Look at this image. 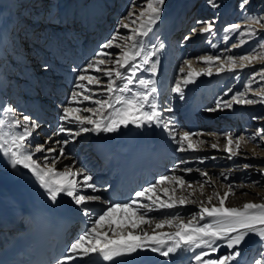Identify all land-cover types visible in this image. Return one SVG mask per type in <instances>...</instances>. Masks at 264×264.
<instances>
[{
	"label": "snow or ice",
	"instance_id": "obj_1",
	"mask_svg": "<svg viewBox=\"0 0 264 264\" xmlns=\"http://www.w3.org/2000/svg\"><path fill=\"white\" fill-rule=\"evenodd\" d=\"M206 3L213 10L221 7L220 0H206ZM248 3L249 0H240L239 8L246 10ZM164 4L165 0H145L139 6L138 13L129 11L118 21L119 27L115 34L99 45L100 50L93 54L94 58L86 61L83 68L74 70L77 74L74 76L71 94L63 102L59 115L61 123L53 133L54 136L63 134L67 138L52 141L49 137L44 143L33 145L30 137L33 130L39 127L33 117L25 114L19 118L13 108L0 107V111L11 113L10 118L0 119V158L7 157L12 169L20 167L31 173L51 202H57L61 194L70 197L76 211L86 218L91 219L95 211L89 207L90 204L101 202L106 205L91 219L90 226L70 243L66 255L57 260V264H68L77 258L92 255H98L104 261L115 264L117 258L139 251H151L164 257L188 252L191 253L189 264H239V258L243 254L241 246L249 238L255 237L259 249H264V202H246L242 207L226 206L229 196L234 195L238 187L232 183L227 185V191L222 195L214 191L207 196L206 202L200 200L199 210L187 219L177 214L156 218L149 213L196 204L197 200L191 198L196 191L193 183L183 175H161L158 180L135 191L126 200H104L101 195L83 194L82 190L85 188L92 189L93 192L99 191L92 182L93 177L86 170L68 166L65 170H59L56 167L66 155L65 147L70 140L89 132H117L121 127L127 128L129 125L137 128L153 125L162 127L175 142L178 152L200 151L204 145L209 144V141L200 138L202 133L176 131L171 119L164 120L163 114L171 112L172 109L161 107L155 80L159 65L156 57L164 45L161 43L157 46L148 41L154 28L162 21ZM215 24L214 18L197 20L191 35H186L183 39H192L197 34V27L200 35L212 34ZM120 29H126L128 34L121 36ZM261 29H264V17L250 16L243 31L237 23L226 27L224 40L229 39L228 33H237L240 39L233 47L242 46L257 37ZM256 43L259 48L264 49V40ZM211 46L216 47L215 44ZM197 59L206 67L195 71L192 69L193 61L185 60L184 65L189 69L187 73L185 74L184 66L179 68L181 76L176 79L171 91L181 99L184 96L183 89L194 83L199 76H212L214 72L220 74L225 71H242L258 59L264 60V53L228 55L223 59L218 55H203ZM47 67L44 65L45 70ZM145 73L148 75L144 76ZM257 76L264 81V68L254 72L245 84L244 91L234 92L229 99L217 100L215 107L207 108L206 111L231 110L234 105L264 104V86L258 90L252 88ZM249 93L255 98H250ZM252 119L264 120V116H253ZM65 125H74L75 130ZM220 138L217 136L216 141L210 143L212 149H220ZM223 139V151L227 159H257L255 153L249 156L243 146L253 143L255 147H260L264 144V127L257 128L248 136L226 132ZM52 143L57 147L51 146ZM36 153L43 155L42 161L34 159ZM52 153L58 154L52 156ZM209 158L216 159L214 156L203 157L200 158V163ZM187 163L181 160L176 167ZM239 167L244 170L257 168L258 174L264 179V166L248 163L234 166ZM180 171L189 174L194 170L183 167ZM195 171L205 178L195 182L199 184L200 194L203 196L205 185L211 182L209 173L201 169ZM220 175L228 180L226 174ZM250 183L252 186H262L260 180ZM188 189L192 191L187 196L177 195L178 191L183 193ZM160 193L165 198L162 199ZM214 198L217 203H213ZM166 226L176 230L158 231ZM149 228L152 229L151 232L147 230ZM127 236L136 238L125 239L122 243L115 242ZM221 248L227 250L225 254H219ZM257 255L259 258H253L251 264H264V251L258 250Z\"/></svg>",
	"mask_w": 264,
	"mask_h": 264
},
{
	"label": "bare ground",
	"instance_id": "obj_2",
	"mask_svg": "<svg viewBox=\"0 0 264 264\" xmlns=\"http://www.w3.org/2000/svg\"><path fill=\"white\" fill-rule=\"evenodd\" d=\"M83 1L0 0V107L13 108L19 118H22L25 114L34 118L39 127L33 130V135L30 137L33 145L42 144L49 137L52 138V141L67 138L63 134L60 136L53 135L61 123L59 120L60 109L72 90V84L64 79L62 73L66 71L64 72L65 76L73 78L77 72L74 71L72 55L57 39L58 35L63 33L66 35L64 39L69 37L71 41H75L74 37H77V34H73L76 29L80 30L81 35H83L85 29L84 27L81 28V22L84 21V16L89 10L95 19L91 24V27L94 28L93 38L95 40L92 48L95 52H98L100 50L99 45L115 34L116 29L119 27L118 21L129 11L138 13L139 6L145 3V0H88L85 4ZM202 2L203 0H165L162 21L154 28L148 41L157 46L161 43L164 45L163 49L159 51L158 57H156L159 60V65L155 76L159 89L158 100L161 107L172 109L171 112L163 114L164 120L171 119L176 131L202 133L203 135L200 138L209 141V144L204 145L200 151L178 152L171 136L162 127L155 125L143 128L129 125L127 128L121 127L119 131L113 133H84L76 137L75 140H70L65 147L66 155L56 165L59 170H65L66 166L84 169L93 177L92 182L99 191L93 192L92 189L85 188L82 190L83 194L101 195L106 200L105 192L107 188L103 185L108 183L107 180L100 181L102 182L100 183L101 187L97 186L96 181L101 179V176L102 178L106 177L109 171H107L108 167L103 166L99 159L101 156L111 158L113 155L118 156L119 152H126L133 155L136 163H154L160 171L156 175V180L161 175H183L186 180L193 183V188L196 190L195 196L191 197L197 200L196 204H187L172 210L151 212L149 215L152 217L159 218L169 214H177L187 219L199 210L200 200L206 202L207 196L212 195L214 191H218L222 195L223 192L227 191L229 183L238 187L235 194L229 196L226 206L242 207L246 202H264V179L258 174L257 168L247 170L242 167L234 168L236 164L242 166L245 163L264 166V159H261L264 158V144L260 147H255L253 143L243 146L249 156L255 153L257 159L244 160L237 158L236 160H229L223 151L224 133L231 132L234 135L244 134L248 136L255 132L257 128L264 127V120L252 119L253 116H264V104L234 105L231 110L206 111L207 108L215 107L217 100L229 99L234 92L244 91L245 84L248 83L254 72H259L260 69L264 68V60L258 59L252 66L246 67L242 71H225L220 74L214 72L212 76L201 75L194 83L183 89V99L171 91L176 79L181 76L179 68L184 66L185 74L189 70L184 65L185 60H192V69L199 71L201 68L206 67L197 59L203 55H218L223 59L228 55L240 56L249 53H264V49L259 48L256 43V41L264 40V29L260 30L257 37L237 47H233V45L238 44L240 36L237 33H228L229 38H233L234 41L223 47L224 50L218 53L209 52L210 46L215 42L211 45L207 43V40L211 39L215 32L200 35L199 27H197V34L192 36V39L185 41L184 36L191 35L195 22L199 20L194 13V6ZM220 4L221 6H227L230 4V0H221ZM88 5L90 8L87 10L86 6ZM106 8L109 14L108 19L105 16L98 18L97 16L102 15ZM227 11L230 12V9H227ZM236 15L238 19H235L232 23L240 24L241 31H243L248 23V17H264V0H249L246 10L242 11L238 7ZM228 20L227 18L225 21L226 26L222 28L223 34H225L224 29L232 24L228 23ZM37 24L40 26L43 24L46 25L44 28L52 29L45 32L55 37L58 45L65 49V59L67 60L64 61V64H52L49 67L43 59L44 55L50 54L54 59L61 60L59 55L45 50H40L39 53L33 49L31 43H27L24 38L25 33L33 30L38 31ZM120 33L121 36L128 34L126 29H120ZM244 38L247 39V37ZM197 46H199L198 51L194 53L192 50ZM73 50L76 53L75 60L82 63L83 67L86 61L94 58L93 56L85 58V50L82 51V46L80 48L73 46ZM4 55L11 58V61ZM44 65L48 66L46 70ZM108 66L111 67V65ZM143 75L147 76L148 74ZM168 82L169 85L164 86ZM262 86H264V81H261L260 77L257 76L252 88L258 90ZM3 88H5V91ZM229 89L232 91L228 92ZM225 93H227V96ZM197 95L198 99L196 98ZM20 96H25V98L22 99ZM249 97L255 98L251 93H249ZM39 110H42L44 114H40ZM40 116L43 120L38 122L37 119ZM10 117L11 113L0 111V119ZM65 126L75 130L74 125ZM19 131H22V129ZM217 136L221 137L219 150L210 147V143L215 142ZM51 146L57 147L54 143ZM57 154L52 153L50 155L55 156ZM213 156L216 157L215 160L209 158L200 163V158ZM34 159L42 161L43 155L36 153ZM181 160L188 163L180 165L179 168L176 167ZM183 167H191L194 171L189 174L183 173L180 171V168ZM195 169L205 170L209 173L211 182L205 185L203 196L200 194L199 184L195 182L203 181L205 178L201 177ZM173 170H175V173H173ZM221 173L226 174L228 180H225L220 175ZM26 178L31 179L39 187L27 170L20 167L12 169L7 157L0 158V207L10 203L11 190ZM254 180H260L262 186H252L250 181ZM41 191L46 195L42 189ZM190 191L192 189H188L183 193L178 191L177 195L187 196ZM242 193L248 194L243 195ZM160 195L162 199L165 198L163 193H160ZM57 202L78 217L79 223L73 231L70 242H73L86 227L90 226L91 219H94L95 215L106 207L101 202L90 204L89 207L95 210L93 217L90 219L76 211V206L70 197L61 194ZM213 203H217L215 198ZM81 222L86 224V227H82ZM147 230L152 231L150 228ZM175 230L166 226L158 231L170 232ZM135 238V236H127L115 242L122 243L125 239L133 240ZM241 247L243 254L239 258V264H251L253 258H259L257 255L258 250L264 251V249H259L255 237L249 238L247 243ZM226 251L225 248H221L219 254H225ZM134 255L143 258L146 264H189L191 253L179 252L164 257L151 251H139ZM86 258L89 257H80L71 262L76 264Z\"/></svg>",
	"mask_w": 264,
	"mask_h": 264
}]
</instances>
